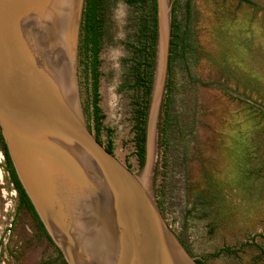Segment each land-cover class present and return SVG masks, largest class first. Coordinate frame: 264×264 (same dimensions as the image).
<instances>
[{"label": "rangeland", "instance_id": "rangeland-1", "mask_svg": "<svg viewBox=\"0 0 264 264\" xmlns=\"http://www.w3.org/2000/svg\"><path fill=\"white\" fill-rule=\"evenodd\" d=\"M151 10L149 1L97 0L95 115L81 30L77 56L85 124L135 175ZM159 152L167 222L197 264H264V0L169 1ZM5 153L0 132V264H65L29 209H18Z\"/></svg>", "mask_w": 264, "mask_h": 264}, {"label": "water", "instance_id": "water-1", "mask_svg": "<svg viewBox=\"0 0 264 264\" xmlns=\"http://www.w3.org/2000/svg\"><path fill=\"white\" fill-rule=\"evenodd\" d=\"M156 1L145 158L135 175L83 119L77 56L85 0H0V132L65 264H197L167 222L159 121L170 0Z\"/></svg>", "mask_w": 264, "mask_h": 264}, {"label": "trees", "instance_id": "trees-1", "mask_svg": "<svg viewBox=\"0 0 264 264\" xmlns=\"http://www.w3.org/2000/svg\"><path fill=\"white\" fill-rule=\"evenodd\" d=\"M131 5H138V4H143L146 3V1H149L152 5V10H151V18H152V28L149 30V36H148V41L146 44H144V52L145 53V61L146 65L145 67L147 68L146 74L143 76L138 77L139 84L144 90L145 95L147 96L149 90H150V84H151V73L149 70L151 69V63L154 58V44H155V39H156V32H155V14H156V2L155 0H127ZM98 20H97V0H85V6H84V11H83V17H82V24H81V44L84 46L83 48V55L85 56V53L91 54L93 59H94V64L92 67L93 70V79H92V85H91V92H92V113L95 115L98 111L97 109V104H98V84L96 81V64H97V47H98ZM170 104V103H169ZM146 105V103H145ZM170 108V107H169ZM145 110V107H143ZM143 121L145 120V114H141ZM167 117V124L170 119V115L167 114L165 115ZM142 125L144 122L141 123ZM166 124V125H167ZM165 129L166 126H165ZM166 131V130H165ZM97 139V138H96ZM145 143L144 140V131L143 129L139 130V138H138V158L140 163H143V144ZM5 158H6V163L8 167V171L11 175L12 181L15 185V188L19 192V195L21 196L22 199V204L26 205L33 217L36 219L38 222V225L40 229L42 230L44 236L48 240L49 243L52 244L51 240L47 236L46 232L44 231L41 223L39 222L32 205L30 204L26 194L24 193L16 175L13 170V167L11 165V161L9 159V156L7 153H5ZM181 244L184 246V248L187 250V248L184 245V242L179 239ZM188 252V250H187ZM199 264V263H198Z\"/></svg>", "mask_w": 264, "mask_h": 264}, {"label": "flooded vegetation", "instance_id": "flooded-vegetation-1", "mask_svg": "<svg viewBox=\"0 0 264 264\" xmlns=\"http://www.w3.org/2000/svg\"><path fill=\"white\" fill-rule=\"evenodd\" d=\"M16 192H17V196H18V209H23V207H24L26 209V211H28L27 206L22 204V199H21V196L19 195V192L17 191V189H16Z\"/></svg>", "mask_w": 264, "mask_h": 264}]
</instances>
